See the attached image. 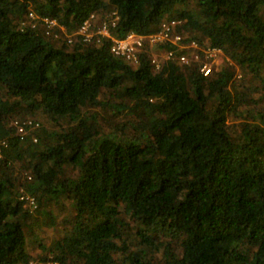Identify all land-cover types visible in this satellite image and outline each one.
I'll return each instance as SVG.
<instances>
[{
	"label": "trees",
	"instance_id": "16d2710c",
	"mask_svg": "<svg viewBox=\"0 0 264 264\" xmlns=\"http://www.w3.org/2000/svg\"><path fill=\"white\" fill-rule=\"evenodd\" d=\"M0 0V264H25L28 221L66 201L62 233L38 240L42 264H264V0ZM28 10L62 35L116 10L115 34L166 18L225 60L131 64L96 44L20 27ZM162 49H172L170 42ZM100 110H106L101 116ZM41 115L32 142L12 125ZM28 176H30L28 178ZM35 196L24 208L19 190ZM70 208V209H69ZM60 225V224H59ZM64 230V231H63Z\"/></svg>",
	"mask_w": 264,
	"mask_h": 264
},
{
	"label": "built area",
	"instance_id": "2783aa9c",
	"mask_svg": "<svg viewBox=\"0 0 264 264\" xmlns=\"http://www.w3.org/2000/svg\"><path fill=\"white\" fill-rule=\"evenodd\" d=\"M119 16L116 10H108L102 13H90L71 33L62 35L63 25L56 18L37 15L34 11L28 10L24 18L20 21V27L29 26L31 28H41L46 35L58 38L63 36L66 42L72 43L75 40L82 42H92L99 44L103 40L109 43L110 52L118 57L124 58L131 64L138 63L139 55L145 49L150 50L149 61L154 70H159L166 61H172L180 66H190L195 62L199 65L202 75L208 76L217 69L216 61L223 51L216 46L201 45L195 38L184 35L177 30L182 23L181 18L169 17L161 21L157 28L148 33L140 34L129 31L123 36L115 34V28ZM170 42L174 48L164 50V43ZM12 125L16 132L23 138L30 134L32 142L37 141V137L32 133L34 129L41 126V122L34 118H15ZM7 146L6 139H0V156L3 148ZM30 176H28L29 178ZM19 200L24 208L33 211L37 209L38 203L34 195L19 190ZM25 264H42L32 262Z\"/></svg>",
	"mask_w": 264,
	"mask_h": 264
},
{
	"label": "rangeland",
	"instance_id": "374dc122",
	"mask_svg": "<svg viewBox=\"0 0 264 264\" xmlns=\"http://www.w3.org/2000/svg\"><path fill=\"white\" fill-rule=\"evenodd\" d=\"M188 8H191L193 6V0H187V5ZM105 12V11H102ZM100 12V13H102ZM229 59V58H228ZM227 58H225L224 54L220 55L216 61L215 66L217 68L225 61H230ZM231 63V61H230ZM236 79H240L241 82V88L243 89L246 87V94H250L249 97H254L255 99L259 98L264 94V91L261 90L258 87L257 80L253 79L250 75L248 74H243V72L239 69L236 68ZM264 105V101H259L257 103V106ZM101 116L106 115V110H100ZM30 118L37 119L41 122L42 125H49L46 123L45 119L41 115H34L31 116ZM66 201L62 203H54L51 206L52 209V215H54L57 218V221H60L58 223H55V226H48V218L42 214V213H35L33 218H30L28 223V228L27 232L28 235L26 237V247L31 251L32 253V262H36L39 259V252H38V240H43L45 243L50 244L56 237L60 236L62 233V218L66 216L68 206L65 205ZM70 209V208H69ZM62 220V221H61ZM60 224V225H59ZM64 231V230H63Z\"/></svg>",
	"mask_w": 264,
	"mask_h": 264
}]
</instances>
